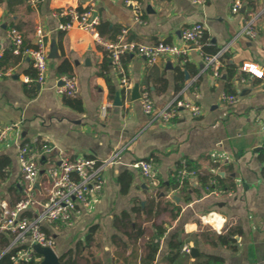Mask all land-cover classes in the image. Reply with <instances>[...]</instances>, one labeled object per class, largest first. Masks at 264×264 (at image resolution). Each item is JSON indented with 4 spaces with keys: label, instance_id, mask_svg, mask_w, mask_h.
I'll use <instances>...</instances> for the list:
<instances>
[{
    "label": "crops",
    "instance_id": "1",
    "mask_svg": "<svg viewBox=\"0 0 264 264\" xmlns=\"http://www.w3.org/2000/svg\"><path fill=\"white\" fill-rule=\"evenodd\" d=\"M233 2L141 0L143 15L138 21L123 0H44L36 5L0 0L2 63L15 67L14 76L0 77V127L21 122L20 140L39 138L54 146L48 161L56 160L60 151L73 159L116 155L104 171L105 185L93 206L77 214L70 226L44 227L55 239L54 251L62 264H143L145 243L158 227L166 231L153 264H192L203 254L222 257V264H264V77L240 69L249 61L264 71V0H244L237 13ZM63 7L94 9L99 34L111 41L126 30L124 37L130 41L184 45L180 33L202 23L211 50L228 46L220 75L206 66L194 45L185 58L164 56L153 65L128 54L123 61L131 86L124 91L108 52L92 33L58 29L62 18L55 12ZM251 14L255 38L242 32ZM38 25L47 32L48 70L42 85L23 81L25 75L35 76V70L29 58L12 53L8 37L15 27L24 44L31 46ZM70 75L77 77L78 95L57 94L52 87L61 76ZM143 91L158 109L179 96L199 104L202 115L181 109L170 122L154 120L143 111ZM117 94L120 105L115 104ZM224 94L235 95L236 101L223 100ZM106 104L111 106L103 117L101 107ZM18 142L12 135L0 144V196L9 206L24 195ZM143 159L155 168L154 187L132 167ZM182 161L197 171L188 178L187 190L179 193L161 186L169 184ZM44 178L41 172L40 181ZM37 188L42 192L40 185ZM166 201L180 206L177 216ZM138 228L141 233L136 235ZM228 232L232 238L224 243L221 236ZM174 235L188 256L172 261L168 253ZM8 244L0 240V249ZM184 246L197 253L185 252Z\"/></svg>",
    "mask_w": 264,
    "mask_h": 264
},
{
    "label": "built area",
    "instance_id": "2",
    "mask_svg": "<svg viewBox=\"0 0 264 264\" xmlns=\"http://www.w3.org/2000/svg\"><path fill=\"white\" fill-rule=\"evenodd\" d=\"M27 1L36 5L44 0ZM123 1L133 10L135 18L140 21L143 15L141 0ZM192 2L203 5L206 0H192ZM243 5L244 0H234L232 11L239 12ZM55 16L62 18L58 29L63 32L76 28L93 34L95 40L108 52L119 74L120 84L124 91L131 86L123 61L128 54L144 57L149 65H153L164 56L185 58L190 46L194 45L201 51L206 66L218 77L222 67V57L228 49V46H225L215 53L205 52L203 48L205 45H209V42L207 39L204 40L206 33L202 23L192 24L180 33L184 45L165 40L146 44L127 40L124 37L126 30H123L115 41L102 38L97 29L99 18L92 8L79 10L75 7H63L55 12ZM242 32L251 38L257 37L255 15L251 14L246 20ZM8 37L12 43V53L19 57L29 58L35 70V76L25 75L23 81L44 84L48 70L47 32L44 27L41 25L36 27L35 41L31 46L24 44L22 34L15 27L8 31ZM2 59L3 54L0 53V77L14 76L15 67L4 66ZM240 69L255 77H264V71L254 62L244 61ZM52 88L57 94L76 97L79 92L77 77L75 75L61 76ZM140 99L143 111L152 119L163 122L175 119L181 109L190 112L193 116H200L203 112L199 104L181 99L179 96L159 109L154 106L147 91L141 93ZM223 100L234 103L236 96L224 94ZM110 106V104H106L101 107L103 117L107 116ZM20 130L21 122H11L0 127V144L5 143L12 135L19 139L17 159L25 180L23 198L17 201L14 206H9L0 196V234L10 237L7 247L0 249V256L17 249L13 255L14 264L36 260L39 262L40 258L37 257H41V255L36 251V246L54 249L55 239L44 229L45 225L58 223L62 226H70L77 214L82 210H89L103 191L104 171L114 162L116 156L106 159L79 156L73 159L67 156L64 151H60L56 160L48 161L47 154L51 153L54 146L39 138L29 141L20 140ZM262 147L264 149V128ZM179 164L182 166L177 172L179 177L196 176L197 171L188 167L187 161H182ZM132 167L138 169L141 175L151 183L158 184L151 160H138L132 163ZM41 172L45 176L42 182L40 181ZM38 185L42 187V192L38 191ZM28 211H32V215H25ZM28 240H30V245ZM183 250L191 253L189 246H184Z\"/></svg>",
    "mask_w": 264,
    "mask_h": 264
},
{
    "label": "trees",
    "instance_id": "3",
    "mask_svg": "<svg viewBox=\"0 0 264 264\" xmlns=\"http://www.w3.org/2000/svg\"><path fill=\"white\" fill-rule=\"evenodd\" d=\"M206 39V35L204 37V40ZM210 45H205L204 46V51L207 53H215L216 50H211ZM5 61H11V56L10 54H5L4 56ZM71 76V75H70ZM188 167H192V164L188 162ZM182 168L180 164L177 165L174 175L171 177L169 184L164 185L161 184V186L166 187V189H171L178 191L181 193V191L187 190L189 187V179L188 178H181L177 175V172ZM166 195V193L164 194ZM187 200H190L189 197H187ZM167 205L172 206V211L174 212V215L177 216L181 210L180 206H176L174 201H166ZM139 208V207H138ZM136 210V208H135ZM128 216V214H123V217ZM158 230L156 233L151 235L149 239L145 243V247L147 248V255L144 257V263L143 264H153L155 261L157 254L160 249V240L166 231V228L164 227H158ZM141 228L136 229L135 234L138 235L141 233ZM232 238V233L228 232L226 235L221 236V239H223V242L226 243L227 241H230ZM0 240L6 241V244L10 242L9 237H7L6 234H0ZM169 253L168 256L171 258L172 261H175L176 258L179 257V259L184 256H188L187 254L184 255L181 249V241L178 240L177 235L172 236L170 244H169ZM16 250H12L2 256H0V264H14L13 260V255L16 253ZM184 255V256H183ZM180 259V260H181ZM224 259L220 256L217 255H212V254H203L200 257H198L192 264H222ZM40 262L38 261H30L28 263H22V264H39Z\"/></svg>",
    "mask_w": 264,
    "mask_h": 264
},
{
    "label": "water",
    "instance_id": "4",
    "mask_svg": "<svg viewBox=\"0 0 264 264\" xmlns=\"http://www.w3.org/2000/svg\"><path fill=\"white\" fill-rule=\"evenodd\" d=\"M119 94L116 95V105H120L121 101H119ZM36 251L42 256V260L39 264H62L60 257L56 254L54 249L52 248H42L40 246H36ZM197 253L196 248L191 249V255H195Z\"/></svg>",
    "mask_w": 264,
    "mask_h": 264
},
{
    "label": "rangeland",
    "instance_id": "5",
    "mask_svg": "<svg viewBox=\"0 0 264 264\" xmlns=\"http://www.w3.org/2000/svg\"><path fill=\"white\" fill-rule=\"evenodd\" d=\"M150 184H151V186H153V187L156 186V184H154V183H150ZM153 187H152V188H153ZM154 192H155V191H154Z\"/></svg>",
    "mask_w": 264,
    "mask_h": 264
}]
</instances>
